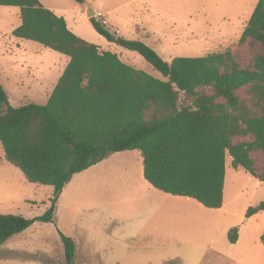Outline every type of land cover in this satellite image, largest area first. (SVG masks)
I'll list each match as a JSON object with an SVG mask.
<instances>
[{"label":"rangeland","instance_id":"1","mask_svg":"<svg viewBox=\"0 0 264 264\" xmlns=\"http://www.w3.org/2000/svg\"><path fill=\"white\" fill-rule=\"evenodd\" d=\"M39 1L76 36L159 80L165 78L143 57L108 42L84 20V4L98 11L99 21L117 38L141 41L169 63L232 50L250 67L259 51L252 42L239 46L259 0H142L138 7L132 0ZM145 2L154 3L157 13L145 11ZM21 24L19 8L0 7V84L14 108L44 106L70 58L13 38ZM255 159L260 172L264 158ZM54 194L53 187L30 183L9 164L0 144V214L39 218ZM263 201L264 182L234 169L228 153L219 209L152 187L144 178L141 152L115 153L75 175L59 196L52 223L35 222L1 246L0 264H67L60 232L76 243L73 264H264V212L247 218ZM234 229L238 241L232 244Z\"/></svg>","mask_w":264,"mask_h":264},{"label":"trees","instance_id":"2","mask_svg":"<svg viewBox=\"0 0 264 264\" xmlns=\"http://www.w3.org/2000/svg\"><path fill=\"white\" fill-rule=\"evenodd\" d=\"M0 7L20 9L22 24L13 38L70 58L44 106L14 108L0 84V144L6 161L30 183L55 190L52 206L39 218L0 214V247L35 222L52 223L66 185L115 153L141 152L144 178L152 187L208 209L223 205L227 153L234 169L264 182V165L258 172L255 159L264 158V0L239 41V46L252 42L259 49L250 67L232 50L169 63L145 43L117 38L101 21L91 20L99 35L138 53L165 80L76 36L39 0H0ZM260 212L264 201L250 208L247 218ZM59 234L66 262L73 264L76 243ZM229 239L237 243V229ZM261 240L264 245V233Z\"/></svg>","mask_w":264,"mask_h":264},{"label":"water","instance_id":"3","mask_svg":"<svg viewBox=\"0 0 264 264\" xmlns=\"http://www.w3.org/2000/svg\"><path fill=\"white\" fill-rule=\"evenodd\" d=\"M84 9H85V20L96 19L97 21H99V18H98L99 13L91 5L84 4ZM104 27L106 26L104 25Z\"/></svg>","mask_w":264,"mask_h":264},{"label":"crops","instance_id":"4","mask_svg":"<svg viewBox=\"0 0 264 264\" xmlns=\"http://www.w3.org/2000/svg\"><path fill=\"white\" fill-rule=\"evenodd\" d=\"M142 0H132L131 1V4L135 5L136 7L139 6V2H141ZM89 5V4H88ZM155 7V4L153 3H147L145 2L144 5H143V9L147 12H152V13H157V11L154 9ZM84 20H85V17H84ZM87 21V20H85ZM137 28H139V26H137ZM56 87V86H55ZM143 174H144V168H143ZM146 180V179H145Z\"/></svg>","mask_w":264,"mask_h":264}]
</instances>
